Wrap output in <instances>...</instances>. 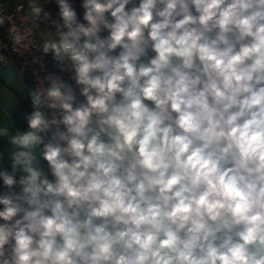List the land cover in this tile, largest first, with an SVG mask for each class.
Wrapping results in <instances>:
<instances>
[{
    "label": "clouds",
    "instance_id": "1",
    "mask_svg": "<svg viewBox=\"0 0 264 264\" xmlns=\"http://www.w3.org/2000/svg\"><path fill=\"white\" fill-rule=\"evenodd\" d=\"M54 2L56 71L0 126V264H264V0Z\"/></svg>",
    "mask_w": 264,
    "mask_h": 264
},
{
    "label": "built area",
    "instance_id": "2",
    "mask_svg": "<svg viewBox=\"0 0 264 264\" xmlns=\"http://www.w3.org/2000/svg\"><path fill=\"white\" fill-rule=\"evenodd\" d=\"M21 4L23 8L19 7ZM0 15L8 18L9 27L16 26L24 36V43L17 45L15 48L9 40L8 32L5 37H0V40L8 45L6 49H0V54L5 57L0 61V69L10 64L13 65L20 77L25 82L28 79L31 80L34 87L37 82L33 72L39 69L41 61L48 72L56 71L52 57L50 55L42 56L39 50L42 44V35L46 31H54V29H48L44 23L35 20L29 7V0H0ZM37 24H39L38 27ZM29 41H31V44H29ZM60 74L65 80H69L67 72ZM69 82L71 81L69 80ZM0 191H3V189L0 188Z\"/></svg>",
    "mask_w": 264,
    "mask_h": 264
},
{
    "label": "rangeland",
    "instance_id": "3",
    "mask_svg": "<svg viewBox=\"0 0 264 264\" xmlns=\"http://www.w3.org/2000/svg\"><path fill=\"white\" fill-rule=\"evenodd\" d=\"M5 89L0 85V126H3L5 122L8 123L10 127V132L13 134L17 129L26 130V126H22L19 128L20 125H16V116L21 114L25 109H28V93H26L24 97L19 93L14 91L11 87L4 84ZM13 93V94H12ZM11 150V146L8 143L7 138L0 137V153H3L2 159H0V168H7L9 171L10 169V159H9V152Z\"/></svg>",
    "mask_w": 264,
    "mask_h": 264
},
{
    "label": "crops",
    "instance_id": "4",
    "mask_svg": "<svg viewBox=\"0 0 264 264\" xmlns=\"http://www.w3.org/2000/svg\"><path fill=\"white\" fill-rule=\"evenodd\" d=\"M3 83L8 85V87H11L14 91L19 92L24 97L25 101L27 100L25 98L27 90H25L24 85L28 84L30 86H33L32 81L28 79L25 82L20 77V75L17 73L15 67L11 64L0 69V85L5 89V86L3 85ZM0 100H2L1 96H0ZM26 104L28 105V109H25L21 114L16 116V119H17L16 125H20L19 128L22 126L27 127V122L24 119V113L31 111L29 97H28V103L26 101ZM44 166L45 168L47 167L46 162L44 163Z\"/></svg>",
    "mask_w": 264,
    "mask_h": 264
},
{
    "label": "trees",
    "instance_id": "5",
    "mask_svg": "<svg viewBox=\"0 0 264 264\" xmlns=\"http://www.w3.org/2000/svg\"><path fill=\"white\" fill-rule=\"evenodd\" d=\"M39 3L44 4L45 9L47 11H50L54 17L57 16L58 8L54 2V0H38ZM70 3L73 4L75 7L78 16L82 19L83 17V9L81 7L82 0H70ZM8 32L7 27L0 29V37H5ZM51 178V177H50Z\"/></svg>",
    "mask_w": 264,
    "mask_h": 264
}]
</instances>
